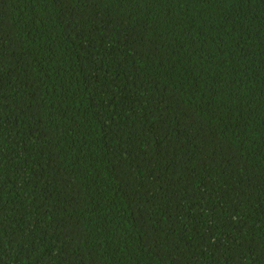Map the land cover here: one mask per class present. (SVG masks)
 <instances>
[{
  "label": "trees",
  "instance_id": "obj_1",
  "mask_svg": "<svg viewBox=\"0 0 264 264\" xmlns=\"http://www.w3.org/2000/svg\"><path fill=\"white\" fill-rule=\"evenodd\" d=\"M0 264H264V0H0Z\"/></svg>",
  "mask_w": 264,
  "mask_h": 264
}]
</instances>
